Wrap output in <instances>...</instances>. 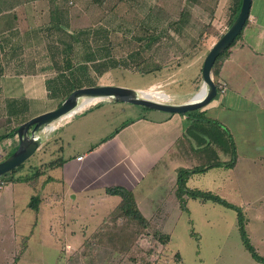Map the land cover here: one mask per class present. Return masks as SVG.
<instances>
[{
  "label": "crops",
  "instance_id": "obj_1",
  "mask_svg": "<svg viewBox=\"0 0 264 264\" xmlns=\"http://www.w3.org/2000/svg\"><path fill=\"white\" fill-rule=\"evenodd\" d=\"M97 1L0 0V146L3 150L7 147L11 151L16 150L18 138L15 131L20 123L58 107L59 96L53 94L52 84L58 85L61 80L71 81V72H65L62 79L59 78L60 73L56 72L57 67L63 66L64 59L70 58L75 65L74 74L77 67L92 63L87 61V53L93 51L76 44L75 33L81 30L76 28L78 19H92L91 8L99 9ZM118 13L117 16L112 14L114 19L120 17ZM99 33L106 36L103 29ZM215 73V76L212 75L215 85L225 83L226 91L217 93L209 104L195 110L197 112L191 117L150 111L155 117L142 113L122 121L119 126L103 124L104 119L98 118L108 111L104 109V100L99 102L97 108L80 112L82 120L78 125L90 123V127L84 125L80 129L76 126V119L60 127L55 142V145L59 143L56 157L51 161L61 159L63 164L51 170H44V166L51 161L40 164L42 174L37 184L40 185L41 194L37 196L39 205L36 216L40 220L44 217L55 220L53 215L55 210L61 211L66 190L74 194L72 199H76V194L95 195L100 189L114 186L132 192L141 214L142 207L158 208L166 201L160 198L156 202L153 197L165 192L175 195L180 170L205 169L213 163L231 161V141L235 150L232 168L212 167L192 174L187 177L185 186L190 190L211 192L237 206L230 199L241 194L242 186L237 181L240 178L238 175L236 177V172L240 170L244 175L264 172V0H252L249 17L240 37L219 62ZM197 76L193 83L194 92L178 99L156 88L142 92L153 90L163 94L166 99H152L184 104L191 101L202 87V79H197ZM153 86L160 87L161 83ZM80 109H83L82 106ZM109 111L114 114L113 108ZM52 130L53 127L48 132ZM98 130L109 134L95 144L82 143L77 150L78 142L93 139L90 135L94 136ZM63 141L67 144V150L60 144ZM45 146L41 144L40 152ZM199 180L204 181L205 185H201ZM161 181L163 184L159 185ZM13 183L30 185L27 182ZM10 190L12 188L0 186V208H7L12 203ZM184 198L188 213L193 201L215 208V204L210 202ZM118 200L111 211L119 205ZM173 202L175 206L179 205L176 198ZM245 205L252 206L250 203ZM143 217L150 224L158 221ZM34 225H37V221Z\"/></svg>",
  "mask_w": 264,
  "mask_h": 264
},
{
  "label": "rangeland",
  "instance_id": "obj_2",
  "mask_svg": "<svg viewBox=\"0 0 264 264\" xmlns=\"http://www.w3.org/2000/svg\"><path fill=\"white\" fill-rule=\"evenodd\" d=\"M232 3V0H194L192 4L186 3V0H108L102 7L97 6L98 10L91 8L92 19H78L77 29L90 27L95 33L100 29L106 31V36L101 33L90 36L83 47L93 51L97 61L107 54L127 59L139 52L140 59L137 61H142L140 72L152 65H159L160 70L140 74L137 61L124 60V68L105 69L98 74L90 64L85 68L77 67L76 75L84 87L110 85L134 91L156 88L174 99L192 94L195 77L198 75L197 79L201 78L200 71L208 49L227 27ZM113 5H116V13L121 14L117 19L110 13ZM211 11L213 20H210ZM138 15L139 18H136ZM179 19L181 22H178ZM139 49H142L141 52ZM157 83L161 86H153ZM64 85V81L57 85L59 100L64 96ZM98 103L82 108L86 107V111ZM103 106L108 109L98 118L104 119L103 124L119 126L122 121L142 113L155 117L149 110L129 104L105 100ZM111 108L114 114L109 111ZM73 117L55 121L53 124L59 125L56 134L55 130L42 136V143L46 145L43 150H37L13 174L0 178L2 188H12V203L7 208H0V264H260L242 245L234 211L216 204L215 208L210 205L205 207L197 201L190 204L189 213L187 208L182 211L180 203L175 206L173 202L174 198L179 200L176 193L178 184L176 197L173 192L158 193L153 197L156 202L163 198L166 201L164 205L141 208L143 216L158 220H151L153 222L145 229L128 219L115 222L110 213L112 205L119 200L106 195L108 187L100 189L95 195L76 194V199H72L74 194L66 190L61 211L55 210L53 215L54 222L48 217L40 220L28 207L30 199L41 194L37 179L32 177L40 164L56 157L59 143L55 145V142L60 127L69 125L75 119L80 129L84 125L91 126L90 123L78 125L82 114L77 113ZM99 133L98 130L94 136L90 135L93 139L78 142L77 150L82 143L95 144L109 134L104 130ZM60 144L68 149L66 142ZM14 151L9 147L3 150L0 146V161ZM237 175L240 178L237 181L242 186L241 194L230 199L242 209L250 244L259 256L264 257V172L244 175L238 170ZM11 177H31L27 181L30 185L15 184L10 181ZM199 183L205 185L204 181L199 180ZM158 184H163V181ZM247 203L252 206H246ZM103 219L106 221L103 222ZM35 221L37 225H34ZM167 236L169 241L163 243L161 238Z\"/></svg>",
  "mask_w": 264,
  "mask_h": 264
},
{
  "label": "trees",
  "instance_id": "obj_3",
  "mask_svg": "<svg viewBox=\"0 0 264 264\" xmlns=\"http://www.w3.org/2000/svg\"><path fill=\"white\" fill-rule=\"evenodd\" d=\"M192 1L194 2V0H192ZM192 1L191 0H186V3L192 4ZM97 2H99L97 4V6H100V7H102L104 5V3H106L103 0H98ZM232 2L233 3H232V8H231V15L229 17V21L227 22V27H226L225 31L221 35L218 36L217 40L231 26V24L233 23L234 19L236 18L237 14L239 12L241 0H232ZM188 4H187V7H188ZM215 5H216V3H215ZM115 8H116V5H113L111 7V11H113ZM185 12H187V9L185 10ZM112 14L114 16H117L116 10H114V12H112ZM211 14H212V17H210V20H213V17H214L213 11H211ZM136 18H138V17H136ZM178 22H181V20L179 19ZM137 27H139L140 30H141L140 25H137ZM96 34L97 33H95L93 31V29L78 30L75 33V38H76L75 42L81 48L85 49L86 47L84 48L83 46H86V42H87L88 38L90 36H93V35H96ZM239 37H240V35L235 39V41L232 43V45L227 50H225L216 59L214 65H213L212 71H211L213 76H215V74H216L215 71H216V68H217L219 62L223 60V58L227 54V51L234 45V43L237 41V39ZM148 40H151V39H148ZM147 43L149 44V41ZM108 48H109V46H108ZM141 50L142 49H139L140 52H141ZM119 58H117V57H109V55L107 54L105 57H102V58H100L99 61H97L95 59L94 52L87 53V61L88 62H92L91 63V67L94 68V71L96 73H98V74H101L105 69L106 70H115V69H118V68H121V67L124 68V60L126 62H130V61L131 62H136L138 59H140V53L138 52V53H136L134 55L133 54L129 55L127 57V59H126V57H119ZM141 62L142 61H139L138 64L136 63L138 73H140V74H150V73H154V72L160 70L159 65H152V66H147L146 65L147 67H145L144 71L140 72V68L139 67H140ZM74 68H75V65L71 62L70 58L63 60V66L62 67H57L56 68V72L60 73V75H59L60 79L63 78V74L65 72L66 73H70L71 72V81H68V80L66 81L65 80L66 82H65V85L63 87V88H65L64 91H63L64 96H63V98H61L59 100L58 106L65 100V98H67L70 95V93L72 91L84 87V85L81 83V81L78 78V76L73 73V69ZM79 68H81V67H79ZM83 68H85V67H83ZM76 69H78V68H76ZM51 88H52L53 94L57 96L58 95L57 92L59 91V86H57L54 83V84H52ZM99 105H100V103L90 107L88 110L93 109V108H97ZM196 112L197 111L190 112L186 116L191 117ZM21 124L22 123H20L19 125H21ZM12 132L13 131H11V134H13ZM229 146L232 149V160L229 161L228 163H213V165L205 167V169L204 168L193 169L191 171L180 170L179 174H178V179H177V184L179 185L178 186L179 190H177V192H176L177 193V198L179 199V203L181 205L182 211L186 210V206H185L186 202H185V198L184 197H187V198H190V199H193V200H199L201 202H212V203H214L216 205L222 206L223 208H226V209L234 211L236 213L237 227H238L240 239H241V242H242V245H243L244 249L250 254L251 258L255 262L260 263V264H264V257H261V256H259L256 253L255 249L253 248V246L250 244V242L248 240V237H247V234H246V231H245L246 220H245V217L243 215L242 209L240 207L234 206V205L226 202L225 200H223L222 198H220L217 195L212 194L211 192L199 191V190H190V189H187L186 186H185L187 177L192 175V174H197V173L204 172V170H206L208 168H212V167L232 168L234 166V163H235V150H234V145H233L232 141L230 142ZM9 155H11V154H9ZM4 159H2L1 161H3ZM62 164H63V161L61 159H56L54 161H51V162L47 163L44 166V170H51V169L60 167ZM16 170L12 171L9 174H13ZM41 174H42L41 173V168H39V169H37V171L34 174V176L32 177V179H34V180L38 179V177ZM30 179H31V177L30 178H11L10 181H12V182H27ZM105 192H106L107 195L116 196V197H118L120 199L119 205L112 211V213H110V214H113L115 222H117L119 219H128L130 221H133L135 224H137L141 229H145V228H147L150 225L149 221L146 220L143 217V215L140 213V211L137 209V206H136V203H135V200H134V196H133V194H132V192L130 190H127V189H125L123 187L114 186V187L107 188L105 190ZM181 197H182V199H180ZM38 205H39L38 197H33V198L30 199V202H29V208L30 209H32L33 211L37 212L38 211ZM105 221L106 220H104L103 222H105ZM161 240L163 241V243H167L169 241L168 240V236L164 237V238H161Z\"/></svg>",
  "mask_w": 264,
  "mask_h": 264
},
{
  "label": "water",
  "instance_id": "obj_4",
  "mask_svg": "<svg viewBox=\"0 0 264 264\" xmlns=\"http://www.w3.org/2000/svg\"><path fill=\"white\" fill-rule=\"evenodd\" d=\"M252 0H241L239 12L227 31L216 41L204 58L201 68L202 87L205 95L201 99L196 96L184 104L159 102L145 98L140 91L125 89L110 85H95L76 89L54 110L31 118L16 129L18 138L16 150L0 162V178L11 173L27 161L41 146L44 130L60 118L79 110L87 99H97L98 102L108 100L117 104H129L149 111L178 114L185 116L190 112L201 109L209 104L217 94L216 85L212 78V68L216 59L227 50L241 34L249 17Z\"/></svg>",
  "mask_w": 264,
  "mask_h": 264
},
{
  "label": "bare ground",
  "instance_id": "obj_5",
  "mask_svg": "<svg viewBox=\"0 0 264 264\" xmlns=\"http://www.w3.org/2000/svg\"><path fill=\"white\" fill-rule=\"evenodd\" d=\"M205 87H202V90H201V92L196 96V98L197 99H201L204 95H205ZM141 92V95L143 96V97H145V98H150V99H152V98H154V97H156V98H158V99H163V100H165L166 99V97L163 95V94H161V93H158V92H154L153 90L152 91H149V92H142V91H140ZM158 99H152V100H156V101H159V102H165V101H161V100H158ZM94 102H97V99H87V100H85L83 103H82V105L81 106H83V105H89V104H92V103H94ZM80 106V107H81ZM86 108V107H85ZM85 108H83V109H85ZM83 109H80L79 108V110L78 111H81V110H83ZM72 114V113H71ZM69 115L70 114H68L67 116H65V117H63L62 119H61V121L63 120V119H65V118H67V117H69ZM51 128V126L47 129V131L46 132H48V130Z\"/></svg>",
  "mask_w": 264,
  "mask_h": 264
},
{
  "label": "built area",
  "instance_id": "obj_6",
  "mask_svg": "<svg viewBox=\"0 0 264 264\" xmlns=\"http://www.w3.org/2000/svg\"><path fill=\"white\" fill-rule=\"evenodd\" d=\"M216 86H217V87H216L217 93H219V94H223V93L226 91V84H225V83H223V82H218ZM83 110H84V109H83ZM80 112H82V110H81V111H76V112L70 114L68 118L73 117V116H75L77 113H80ZM66 116H67V115H66ZM64 117H65V116H64ZM62 118H63V117H62ZM62 118H60V119L57 120V121H61ZM50 126L53 127V130H52V131H49V132H46L47 129H48ZM58 127H59V125H54V124L52 123V124H50L48 127L45 128L44 133H51V132L55 131ZM79 159H81V158H79ZM1 185H2V183H0V186H1Z\"/></svg>",
  "mask_w": 264,
  "mask_h": 264
}]
</instances>
